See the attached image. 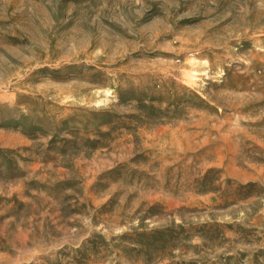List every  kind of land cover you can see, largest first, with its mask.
<instances>
[{
    "label": "rangeland",
    "instance_id": "1",
    "mask_svg": "<svg viewBox=\"0 0 264 264\" xmlns=\"http://www.w3.org/2000/svg\"><path fill=\"white\" fill-rule=\"evenodd\" d=\"M0 264H264V0H0Z\"/></svg>",
    "mask_w": 264,
    "mask_h": 264
}]
</instances>
